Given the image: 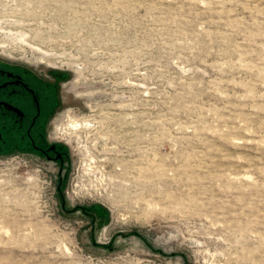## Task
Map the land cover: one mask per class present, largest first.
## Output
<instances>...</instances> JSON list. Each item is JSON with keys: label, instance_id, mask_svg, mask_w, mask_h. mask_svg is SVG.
Returning <instances> with one entry per match:
<instances>
[{"label": "rangeland", "instance_id": "obj_1", "mask_svg": "<svg viewBox=\"0 0 264 264\" xmlns=\"http://www.w3.org/2000/svg\"><path fill=\"white\" fill-rule=\"evenodd\" d=\"M0 60L67 153L0 155V264H264V0H0Z\"/></svg>", "mask_w": 264, "mask_h": 264}, {"label": "flooded vegetation", "instance_id": "obj_2", "mask_svg": "<svg viewBox=\"0 0 264 264\" xmlns=\"http://www.w3.org/2000/svg\"><path fill=\"white\" fill-rule=\"evenodd\" d=\"M52 86L30 69L0 60V155L20 151L63 165L67 153L48 141L58 107Z\"/></svg>", "mask_w": 264, "mask_h": 264}]
</instances>
